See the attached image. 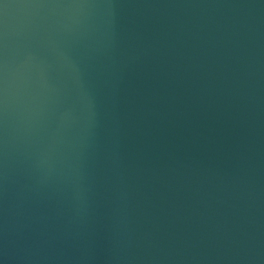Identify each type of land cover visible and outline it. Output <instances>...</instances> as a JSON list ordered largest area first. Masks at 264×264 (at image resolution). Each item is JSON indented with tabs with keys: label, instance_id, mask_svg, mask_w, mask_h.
<instances>
[{
	"label": "water",
	"instance_id": "water-1",
	"mask_svg": "<svg viewBox=\"0 0 264 264\" xmlns=\"http://www.w3.org/2000/svg\"><path fill=\"white\" fill-rule=\"evenodd\" d=\"M0 264H264V0H0Z\"/></svg>",
	"mask_w": 264,
	"mask_h": 264
}]
</instances>
